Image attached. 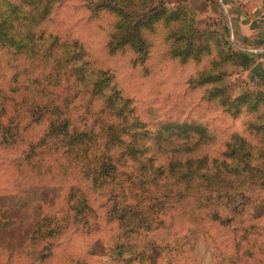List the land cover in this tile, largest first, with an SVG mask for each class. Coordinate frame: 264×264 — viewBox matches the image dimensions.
Listing matches in <instances>:
<instances>
[{"label":"rangeland","instance_id":"1","mask_svg":"<svg viewBox=\"0 0 264 264\" xmlns=\"http://www.w3.org/2000/svg\"><path fill=\"white\" fill-rule=\"evenodd\" d=\"M120 1L126 17L117 12L114 0H56L49 18L34 27V40L44 32L74 42L65 58L69 69L82 68L89 79L106 75L107 81L97 86L75 82L76 75L71 83L58 84V57L37 48L6 47L0 40V264H103L87 249L98 239L115 245L126 237L154 257L168 245L165 253L175 264H264V68L254 67L233 41L243 39L239 22L255 0ZM156 7V15H146ZM28 8L23 3L19 15ZM165 10L178 19L173 21ZM156 17L155 29L144 32L149 43L145 61L130 48H110L125 19ZM180 28L184 35L175 33ZM189 42L198 56L173 51ZM109 93L131 100L139 130L149 134L143 158H153L155 168L164 164L166 155L155 138L165 125H181V132L173 128L163 136L190 143L170 147L200 158L202 174L222 168L223 177L216 180L222 196L216 194L212 201L175 195L156 199L125 192L117 202L126 204L119 207L143 212L112 219L110 210L117 204L112 191L119 184L140 185L139 162L131 157L119 161L122 175L99 187L83 174L80 161L70 157L61 167L55 148L39 146L54 132L58 104L63 118L71 117L78 129L97 127L96 136L102 119L122 125L117 108L105 107ZM53 139L46 142L51 145ZM233 149L241 155L237 160L229 157ZM89 159L90 154L84 155L83 163ZM226 159L229 163H222ZM177 177L169 180V191L188 184L187 178ZM208 183L200 178L197 184ZM151 187L160 189L155 183ZM141 217L151 224L149 232L126 235L128 221ZM250 250L253 257L245 255Z\"/></svg>","mask_w":264,"mask_h":264},{"label":"trees","instance_id":"2","mask_svg":"<svg viewBox=\"0 0 264 264\" xmlns=\"http://www.w3.org/2000/svg\"><path fill=\"white\" fill-rule=\"evenodd\" d=\"M55 1L56 0H0L1 43L6 47L12 46L17 49L25 48L32 51L37 48L39 52H48L50 54H54L59 58L56 62V83L58 84L66 85L71 83L75 75L76 77L73 80L77 83L84 82V85L93 83L95 86H97L99 83H104L108 79L106 75L101 78H95L93 76L91 79H89V75L86 74L82 68L69 69L68 62H66L65 58H68L71 55L70 48L74 43H72L71 40H61L58 36H50L48 38L44 35V32H42L40 35H37L38 37L36 40H34L33 37L36 36V34H33L36 30L34 27L41 25L49 18V16L54 11ZM114 1H117L115 4V9H117V12L126 17L128 14L122 9L124 6L123 3L120 0ZM139 1L140 0H137V2ZM25 2H28L29 8L24 10L23 17H21L19 15V11L22 8V4ZM159 10L160 8L156 7L149 10L146 15L151 17L153 14L156 15ZM166 13L172 16L171 18L173 21L178 19V17H174L176 15L175 12L169 14L166 11ZM159 19V17H156L154 20L148 19L142 20L140 22H135L134 20L128 21L125 19L122 24L119 25L118 33L116 35H112L110 48L113 50L130 48L139 54L142 62L145 61L149 55V43L144 32L145 30L149 29L154 30L156 25L155 22L159 21ZM175 33L184 35L182 28H180ZM170 34L173 35L174 32ZM25 45L28 47H24ZM196 48L197 47H195L193 43L189 42L184 43L182 48L174 47L173 51L182 49V56L184 57H190L193 54L198 56ZM104 98H106L104 100L106 108L111 106L113 108H117L118 116L124 120L122 125L118 124V120L108 121L102 119L98 128L100 135L96 136L95 134L97 127H89V129L84 130L78 129V127L74 126L73 119L71 117L63 118L64 114L61 113L63 106L58 104L55 107V111L61 119L59 117L55 119L52 125V130L54 132L49 134V137L46 138L39 146L55 148V150L58 151L61 156V158L58 160L61 167L65 165L63 164L64 162L69 161L70 157L74 159V162L80 161V164L86 169L83 171V174L87 177L90 176L89 178L93 179L94 185H99V187H103L107 180L115 181L120 175H122L118 169L119 161L127 162L128 157L132 158V162L138 161L140 167L137 169V171L140 174L138 175V177H140V185H135V183L126 186L124 184H119L113 189L112 194L114 198L112 197L111 200H116L117 204L110 210L112 219H116V217L119 216V220L123 221L129 213L134 215V211L139 212V214L143 212L141 210L144 208L140 209V207L129 205H125V209L119 207V205L121 206L126 204L117 202V200L122 197L125 192L130 194L137 192L138 195L142 194L149 197L152 196L156 199L175 195L179 197H203L207 201H212L216 196H218L216 194H220V196H222V184H216L218 183L216 180L218 178L222 179L223 177V174H220L222 173V168L218 167L214 170L211 168L205 174H202V166L198 165L200 162H202L200 158L195 157L191 153H184V151H182L187 149L179 148L176 150V147H170L171 145L183 146L185 144L190 146V143H180V138L175 139L174 142L171 141L172 138H166L163 136V132L165 130H170L173 128H176L181 132L183 128L181 125H165L160 132V136L155 138L158 141L157 144L163 148L161 153L166 155L165 163L155 168L153 158L147 156L143 158L144 154L147 152L142 148L146 147L145 140L147 137H149V134L142 133V130H139V127L142 124L135 108L132 106L131 100L120 96L119 98H115L112 93L105 94ZM64 102L68 103L67 101ZM239 105L240 104L237 103V107H239ZM101 113H105L104 108L101 110ZM175 135L177 136V134ZM178 136L181 137L180 134H178ZM48 139H53L51 145L46 142ZM162 142H164L163 145H161ZM197 143H193V145H197ZM171 149L175 151V154L169 156L166 154V152L169 153ZM233 150L234 151L229 154V157L236 160L237 158L239 159V156L241 155H239L237 150ZM88 154H90L91 159H89L87 164L83 163V156H87ZM185 154H187V156ZM62 159H64V161H61ZM222 163L227 164L229 161L226 159L222 161ZM237 163L239 164V162ZM178 175L182 176L181 178H187L189 181L188 184L183 190L178 189L176 191H169L168 186L171 185L169 180L172 181V178L177 179ZM200 178H205L209 181V183L207 185L197 184ZM154 183L160 187L159 190H154L151 187ZM70 190L74 192L75 189L71 188ZM82 196H84L82 202H87L85 193H82ZM158 204L162 205L160 207L161 210L165 208L164 202H160ZM128 222L130 224L125 225L123 228L126 232V235L137 233V231L149 232L146 226H150L151 224L147 225L148 221L144 217H141L138 222ZM38 223V226L36 227L39 231V227L42 228L44 226V222L42 220V223ZM134 241V239L132 240L129 237L117 241V243L114 245V250L117 256L116 260H119V258L122 256V253L125 252L137 256L136 258L140 262L145 259V253L147 250L142 249L141 246L137 248V245L135 246ZM43 249H45V247ZM162 250H168L167 252L169 253V246L167 245L165 249ZM245 255L253 257V252L250 250ZM233 263L235 264V260Z\"/></svg>","mask_w":264,"mask_h":264},{"label":"crops","instance_id":"3","mask_svg":"<svg viewBox=\"0 0 264 264\" xmlns=\"http://www.w3.org/2000/svg\"><path fill=\"white\" fill-rule=\"evenodd\" d=\"M243 18L244 23L239 22L240 29H238L243 39L235 38L233 41L237 48H243L252 65L259 70L260 66L264 68V0H255L246 6ZM98 248L101 253L97 252ZM112 249L114 254L112 242L98 239L92 244L91 249H87L86 254L95 259L101 258L100 260H104L103 264H114V262L117 264H175L167 258L168 252L166 255L162 249L157 250L155 257L151 252L146 251L145 259L141 262L136 258L137 256L128 252L122 253L119 260H116L117 256L114 254L116 257L113 258Z\"/></svg>","mask_w":264,"mask_h":264}]
</instances>
